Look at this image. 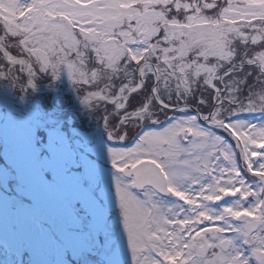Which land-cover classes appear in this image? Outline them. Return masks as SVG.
<instances>
[{"label": "snow or ice", "instance_id": "1", "mask_svg": "<svg viewBox=\"0 0 264 264\" xmlns=\"http://www.w3.org/2000/svg\"><path fill=\"white\" fill-rule=\"evenodd\" d=\"M0 112V264H264V0H0Z\"/></svg>", "mask_w": 264, "mask_h": 264}, {"label": "flooded vegetation", "instance_id": "2", "mask_svg": "<svg viewBox=\"0 0 264 264\" xmlns=\"http://www.w3.org/2000/svg\"><path fill=\"white\" fill-rule=\"evenodd\" d=\"M64 80L67 78H63ZM49 83L47 77L41 79L38 82V89L34 95V99L41 102L42 106L45 110H48L54 106L53 101L55 100L58 106L64 110V116L67 117L71 108L76 107V102L74 99V93L72 91V86L68 80L55 82L56 91H61L59 95H54L51 92L47 91L49 89L47 84ZM11 112L12 110L9 109ZM3 113L0 112V117H2ZM84 123L87 122L86 118H84ZM15 131L20 132L22 134H27V128L25 125L19 121H17L13 117H9L7 122H4L2 118H0V135L8 132L9 134L14 133Z\"/></svg>", "mask_w": 264, "mask_h": 264}, {"label": "rangeland", "instance_id": "3", "mask_svg": "<svg viewBox=\"0 0 264 264\" xmlns=\"http://www.w3.org/2000/svg\"><path fill=\"white\" fill-rule=\"evenodd\" d=\"M63 78H67L66 75H62L60 80H68H64ZM8 151L12 159H14L18 164H20L22 167L30 169L31 158L27 149V134H22L17 131L12 133ZM46 204L55 206L57 204V201L53 197H47ZM14 223L15 221L10 211L0 205V230H3L5 227L11 229ZM47 258H52L51 254H49Z\"/></svg>", "mask_w": 264, "mask_h": 264}]
</instances>
